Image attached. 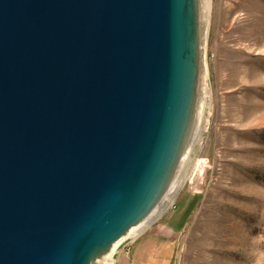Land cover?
Wrapping results in <instances>:
<instances>
[{"label": "water", "instance_id": "water-1", "mask_svg": "<svg viewBox=\"0 0 264 264\" xmlns=\"http://www.w3.org/2000/svg\"><path fill=\"white\" fill-rule=\"evenodd\" d=\"M204 4L0 0V264H103L164 206L200 130Z\"/></svg>", "mask_w": 264, "mask_h": 264}, {"label": "rangeland", "instance_id": "rangeland-1", "mask_svg": "<svg viewBox=\"0 0 264 264\" xmlns=\"http://www.w3.org/2000/svg\"><path fill=\"white\" fill-rule=\"evenodd\" d=\"M204 1L201 138L152 228L172 264H264V0Z\"/></svg>", "mask_w": 264, "mask_h": 264}, {"label": "crops", "instance_id": "crops-1", "mask_svg": "<svg viewBox=\"0 0 264 264\" xmlns=\"http://www.w3.org/2000/svg\"><path fill=\"white\" fill-rule=\"evenodd\" d=\"M152 227L137 240L127 244L117 254L115 264H172L175 254L172 230L166 226Z\"/></svg>", "mask_w": 264, "mask_h": 264}, {"label": "bare ground", "instance_id": "bare-ground-1", "mask_svg": "<svg viewBox=\"0 0 264 264\" xmlns=\"http://www.w3.org/2000/svg\"><path fill=\"white\" fill-rule=\"evenodd\" d=\"M201 133H202V130L200 129L198 132V136H197V140L195 141V144L197 141L200 140ZM191 150L192 148L189 150L188 154H190ZM189 156L190 155H188V157L186 156L187 160L189 159ZM182 185H183V180L179 179L178 181H176L173 184L171 191L169 192V195L167 196L164 206L151 219L144 222L141 226L133 229L127 239H124L121 242H119L115 246L114 252L110 255L108 260L104 261L103 264H115V258L117 254L120 253V251L124 248V246H126L129 243L134 242L139 237H141L143 234H145L169 210V208H171L172 204L174 203V201L176 200V198L178 197L181 191Z\"/></svg>", "mask_w": 264, "mask_h": 264}]
</instances>
